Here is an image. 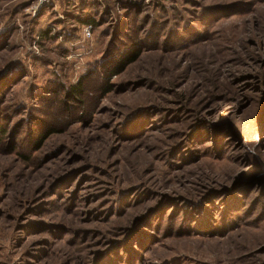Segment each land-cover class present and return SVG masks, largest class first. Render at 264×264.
Returning <instances> with one entry per match:
<instances>
[{
	"label": "rangeland",
	"instance_id": "374dc122",
	"mask_svg": "<svg viewBox=\"0 0 264 264\" xmlns=\"http://www.w3.org/2000/svg\"><path fill=\"white\" fill-rule=\"evenodd\" d=\"M0 264H264V0H0Z\"/></svg>",
	"mask_w": 264,
	"mask_h": 264
},
{
	"label": "trees",
	"instance_id": "16d2710c",
	"mask_svg": "<svg viewBox=\"0 0 264 264\" xmlns=\"http://www.w3.org/2000/svg\"><path fill=\"white\" fill-rule=\"evenodd\" d=\"M81 22H83L84 24H87L86 26H91V27H93V26L96 25V21H95V19H93V18H89V17L85 18L84 20H81ZM136 55H137V53H134L133 56L129 57V58L126 59V60L121 61V62L119 63V66L116 67V70H115V71H118V70L122 69V67L124 66V64L127 63V62L132 61L133 59H135ZM109 87H110V86L108 85V86L106 87L105 91H109ZM81 91H82V89H81V84H80V83L77 84V85H74L73 88H72V92H79V93H80Z\"/></svg>",
	"mask_w": 264,
	"mask_h": 264
},
{
	"label": "built area",
	"instance_id": "2783aa9c",
	"mask_svg": "<svg viewBox=\"0 0 264 264\" xmlns=\"http://www.w3.org/2000/svg\"><path fill=\"white\" fill-rule=\"evenodd\" d=\"M91 26H89V28H90Z\"/></svg>",
	"mask_w": 264,
	"mask_h": 264
}]
</instances>
